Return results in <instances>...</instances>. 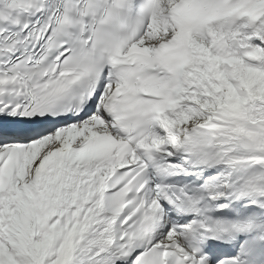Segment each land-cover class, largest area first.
Segmentation results:
<instances>
[{
	"label": "snow or ice",
	"instance_id": "1",
	"mask_svg": "<svg viewBox=\"0 0 264 264\" xmlns=\"http://www.w3.org/2000/svg\"><path fill=\"white\" fill-rule=\"evenodd\" d=\"M0 264H264V0H0Z\"/></svg>",
	"mask_w": 264,
	"mask_h": 264
}]
</instances>
